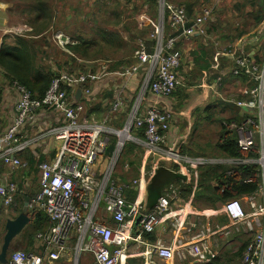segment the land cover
I'll list each match as a JSON object with an SVG mask.
<instances>
[{
	"label": "built area",
	"instance_id": "obj_1",
	"mask_svg": "<svg viewBox=\"0 0 264 264\" xmlns=\"http://www.w3.org/2000/svg\"><path fill=\"white\" fill-rule=\"evenodd\" d=\"M162 7V19L168 22L172 31L167 34L165 25L160 26L155 35L156 45L147 51L145 42L136 51V63L131 67L111 70L98 63L96 71H60L42 98L34 97L31 91L18 82L13 83L17 91L15 112L12 122L0 134V160L8 166L27 167V162L19 158L26 147L21 138V128L32 123L40 109L55 110L62 122L51 130L54 138L61 143L56 155L39 163V190L32 196L30 207L42 210L50 220L47 230L38 233L36 244L43 252L14 251L10 264H44L48 260H58L68 249L72 234L77 236V253L92 254L95 264H123L126 250L133 241L146 245L149 258L154 256L170 264L192 261L207 264L220 255L222 244H215V238L227 239L237 234L252 237L244 255V264H264V56L255 61L249 51L234 56L229 68L233 76L245 77L251 84L245 86L242 97L232 99L239 109L249 111L242 121H234L229 128L237 134V145L242 155L229 157L225 164L230 166L227 175H233L240 165L252 166L253 173L245 183H258V190L246 195L244 200L232 198L217 208L198 210L194 205L199 189L201 166L210 163L206 157L181 156L173 150L166 151V158L179 164L181 185H172L170 190L159 197L150 209H146L143 199L141 179L122 184L113 178V171L124 144L121 141L110 159L102 176H96L100 159L106 152L110 136L125 132L132 134L145 126V141L148 153H153L161 144L167 143L168 131L173 124L170 110L160 108L153 99L169 100L180 84L181 49L176 47L179 37L194 34L206 35V23L212 20L214 6L203 8L194 18H189L184 6H176L168 0H158ZM167 13V19L165 14ZM263 27L264 32V24ZM178 32L177 35L173 33ZM263 35L252 37L257 44L255 53L261 50ZM54 40L61 47L76 43L62 31L54 34ZM250 39L240 43L244 45ZM256 53V54H257ZM229 56L230 53H227ZM145 73L138 86V97L127 118L124 128L116 130L103 121L89 117L82 103H77V88L83 94H91V85L104 77H118L123 81L116 91L110 113H116L124 105L122 92L127 83ZM212 84L204 87L214 89ZM12 84V83H11ZM216 93L219 91L216 88ZM147 100L146 104L143 102ZM158 161L142 176L154 175ZM214 185H218L215 181ZM219 186V185H218ZM136 187L138 195L133 201L127 198L126 190ZM227 187V185L225 186ZM189 188V195L185 196ZM20 187L10 182H0V225L1 209L13 204V195L21 193ZM104 209L109 219H99V209ZM247 206V207H246ZM224 215L229 224L212 221L213 217ZM141 216L139 225H136ZM168 224L174 232L171 244L161 240L149 242L144 233H153L159 225ZM222 239V240H223ZM223 243V242H222Z\"/></svg>",
	"mask_w": 264,
	"mask_h": 264
},
{
	"label": "rangeland",
	"instance_id": "obj_2",
	"mask_svg": "<svg viewBox=\"0 0 264 264\" xmlns=\"http://www.w3.org/2000/svg\"><path fill=\"white\" fill-rule=\"evenodd\" d=\"M171 1L169 2L175 5H181V3L186 5L188 2H194L196 4V13H199L201 9L206 6H217V10L214 12V17L206 24L208 32L207 39L210 44L206 50V52H208L206 58L208 57L215 66H221L222 63L218 58L219 53L217 47L222 49V47L225 46H218L214 40L220 36L227 35L228 32L232 35L233 31L231 29L229 31L227 27L234 28L238 23L241 25L249 21L241 18L240 12L235 8H233L234 14L231 15L228 13L229 9L236 4V0ZM20 5L18 6L16 3L12 4L7 0H0V44L2 43L3 37H6V39H4L5 41L11 43L15 40V37L20 35L33 44L38 62L50 69H56V66L59 65L63 66V68H68L66 70L73 72L96 71L98 66H100L98 63L105 64L111 70L122 67H131L136 63L135 54L142 45V42L146 43V41L153 39L152 35H155L160 26L164 25L162 19V7L158 0L156 5L149 1L142 0H53L52 8L54 17L52 24L46 30L36 34V32H32L33 25L29 21V15L25 12V6ZM249 10L250 8H245V11ZM242 13L245 14L244 12ZM221 19L227 21H224L218 26ZM37 28L39 27H36V29ZM257 30L259 31V27ZM57 31H62L72 37L77 41L75 44H79L80 40H84L85 43H88L86 45V47H89L86 55L87 58H82L78 55L74 56V54L72 55L66 47L59 46L54 40V34ZM256 31L253 32L251 36H254ZM251 36H248V38ZM243 40H245V38L238 41L241 42ZM226 43L228 44L229 41L226 40ZM262 46L264 47V37L262 38ZM262 50H264V48H262ZM182 54L183 65L185 66L183 72L185 83L182 82L183 78H180L181 83L177 89H179L180 92L188 93L189 96L186 101H183L177 96V94H173L171 99L175 104L173 123L177 124L179 129L178 135L186 139L185 146H187L191 153L216 156L215 145L222 132L221 127L223 128L224 123L228 122L224 121V119H235L236 117V109L232 106L234 105L232 104V99L240 97L241 94H238L240 88H245L246 84L242 81L235 80L229 81V83L227 82L225 86L231 87L230 93L228 94L229 97H225L223 94L221 95V90L218 94L213 91L208 92L204 88V84H212V77L216 72L220 71V68L218 70L212 68V71H208L202 67H196L192 58L186 57V54L184 53ZM201 65H203L202 62ZM144 73L145 71L142 70L140 73V79H142ZM204 74H208V77H205ZM216 81L219 82L221 79L217 78ZM117 84L118 86L119 84L121 85V81H117ZM232 84H235L236 87H232ZM138 86L139 83L137 85L132 84L131 81L127 83V86L124 87V91L122 92L124 105L116 113H110V108L111 104L117 97V92L109 97V108L108 106H102L101 99L97 98L86 105V112L96 120L103 121L107 119V124H110L109 126L112 125L111 127H113V129L120 130V125L121 129H123L125 121L129 117L133 104L138 97ZM10 87L12 86L6 82L4 74L0 72V91H2V95L0 96V133L8 126L9 121H11L10 118L13 116L11 105L14 102V99H7L5 94L6 88ZM213 88L217 87L214 86ZM210 96H212V98ZM179 99L181 101V107L179 105ZM226 99L230 104L225 101ZM208 105H210L209 107L211 111L214 112V119L212 121L202 120L203 113L201 110L203 108H198L204 107L208 113L210 112ZM196 107L198 110H195ZM90 109H93L92 111L96 113L101 111V114H92L89 112ZM181 110L186 114L181 115V112H179ZM195 121H198L197 124ZM200 122L203 123L200 124L197 129L196 127L193 130L191 129L192 124H195L196 126ZM131 135L134 138L132 132ZM119 140L120 137H118V142ZM55 142L57 144L56 149L59 150L61 143L59 141ZM130 143L136 145L139 144L136 139H128L124 143V145L127 146H123V149L121 150L122 155H124L126 150L132 149V146L129 147ZM139 145L132 149V152L129 153L127 158L121 159L122 155L120 153L117 160V164H119H116L117 168L115 165L113 176L115 177L116 172L120 179L124 178L126 181H122L121 183L123 184L133 182L139 175V170H136L135 165L139 163L141 155L144 152H147V146L144 148ZM142 150L143 153L141 152ZM110 159L111 158L108 160L105 156L101 157L102 161L99 164L100 171L104 172L107 169ZM121 163H131L133 167L130 166L129 169L126 167V164ZM28 169L30 168L18 167V169L15 170L16 172H13L15 177L21 178ZM144 172H148V170H145ZM32 209L33 208L30 207L28 211L30 217H32ZM6 216L7 215H3L2 217L1 227L5 223L4 219ZM29 227L30 225L27 226V228ZM4 235L5 233L2 231L0 233V251ZM222 239L223 238H220V236L215 238L214 242L215 244H218V250L219 243L222 244V242H227V239ZM231 239H233V237ZM236 239L237 238L231 240L230 245H234ZM21 240L22 234H19L13 239L7 255L12 254L14 251H27L25 245L21 244ZM74 246L75 243H70L68 257H64L62 260L60 259L59 262L54 264H94V260L91 256L84 257L88 253H77L78 251L73 249ZM28 252L39 253L40 247L35 244L34 248L28 250ZM242 259L243 258L238 259L232 264H244ZM46 262L47 261H45L44 264ZM156 262L158 264V260Z\"/></svg>",
	"mask_w": 264,
	"mask_h": 264
},
{
	"label": "crops",
	"instance_id": "obj_3",
	"mask_svg": "<svg viewBox=\"0 0 264 264\" xmlns=\"http://www.w3.org/2000/svg\"><path fill=\"white\" fill-rule=\"evenodd\" d=\"M173 5H175V4H173ZM210 6L217 7L216 5H210ZM206 7H209V6H206ZM233 8H235V5H234V7H231L229 9V12L227 11L231 15L234 14ZM197 14L198 13H195L194 16L189 17V18L192 19ZM239 24L240 23H238L236 26H238ZM262 25L263 24H261L260 26L259 25L255 26V24L251 23L250 26H251V32L252 33L249 36H251L253 34L254 30L256 31L257 28L259 27V31L257 30V32L255 33L254 36L257 37V35H263V37H264V32H262L263 27H261ZM236 26H234V27H236ZM170 33H171V31H170ZM175 34H178V32H175ZM207 35H208V32L204 36L199 35V34H194L193 36H191L189 38L179 37L178 41H177V48L181 49L182 53L186 54V57H190L193 60V57L195 56L194 53L196 51H198V49L201 47V45L204 46L206 49L210 45L208 43ZM254 36L249 37L250 40L247 41L244 45H242L239 41L235 42L234 44L230 43V42L227 44L226 40L222 39V36H220L219 38H216V40H214L215 43H218L221 46H225V47H222V49L225 48L224 50H220L221 48L217 47V51L219 53L218 58H219L220 62L222 63L221 66H218V67L215 66V64L207 58V60L209 61L210 65H211V68H213L214 70H218L220 68L219 70L222 71V72H220V74L217 77V78L221 79V81H219L217 83L216 82L213 83V85L217 87L218 91L221 90V95L223 94L225 97H229L228 94L230 93L231 87L225 86V84L227 82L229 83V81H234V80L235 81H242L246 84V86L251 84V82L245 78L234 77L233 75H231L229 68L233 65L234 56L239 55L240 52L242 53L245 51H249V53H251V55L254 56L255 61H261L262 57L264 56V50H262V48H264V47L259 46L261 50L259 51V53H257V52H256L257 54L255 53V49H257V44L252 41V37H254ZM76 43H77V41H76ZM224 44H226V45H224ZM198 45H199V47H198ZM223 51H228V53H230V55L229 56L227 54L224 55ZM199 54H200V52H199ZM84 57L87 58V56H84ZM183 64L184 63H183V54H182V68H180L181 79L184 76L183 72L185 70V66ZM203 64H204V62H203ZM66 69H68V68H65L64 71H69ZM204 75H205V77H208V74H204ZM217 78L212 80V81H216ZM117 81H121V79L118 77L106 76L101 81H99L98 83L91 85L92 91H91V94L89 96L81 95L80 99L84 100L86 105H88L89 103L92 102V100L100 98L101 102H102V106H108V108H109V106H110L108 103V101H110L109 97L112 96L114 93H116V91L120 88V86H122V83H123V81H121V85L119 84V86H118ZM140 81H141V79L139 76L138 78H135L132 80V84L137 85L139 83V86H140ZM182 82L185 83L184 78H183ZM232 87H236V85L232 84ZM205 89L208 92H210L207 88H205ZM243 90H244V88L241 87L240 91L238 93L239 95L241 94L240 97H242ZM137 91H138V89H137ZM5 94H6L7 99L11 100L13 98L14 102H16L17 91H16V89L13 88V86L10 88H6ZM5 94H4V97H5ZM188 96H189V94L187 93V97ZM172 97L169 100H162L160 98H157V99H153L152 102L161 108L172 110L173 114H175V112H174L175 104H174L173 100H171ZM187 97L184 99V101L187 100ZM210 97L212 98V96H210ZM227 99H229V98H227ZM227 99L225 100L226 102H228ZM14 102L11 105L12 115H14V112H15ZM146 102H147V100H145L143 102V105H145ZM179 105L181 107L180 99H179ZM209 106L210 105H208V107ZM198 108H203L201 110L202 113L205 111L204 107H198ZM198 108L196 107L195 110H198ZM209 109H210V107H209ZM235 109H236V113H235L236 117L232 121H242V119L250 113L249 111H244V110L239 109L237 107H235ZM92 110L93 109L89 110V112L92 114L93 113L98 114V115L101 114V111L96 113V112H93ZM110 112H111V108H110ZM179 112H181L180 113L181 115L186 114L182 110ZM212 113H214V112L212 111ZM205 116H206V114L205 115L202 114V117H203L202 120H206ZM10 119H11V121H9V124L12 122L13 118L11 117ZM212 120H206V121H212ZM61 122H62V119H61L59 113H57L55 110H50V109L44 108V109L39 110L36 119L34 121H32V123H26L21 128V132H20L21 135L20 136L23 139V141L26 145V148L22 152L19 153V157H21L25 162H27V164H28L27 167L30 168V169L26 170V172L22 175L21 178L15 177V175H14V172H16L15 170H17L18 167L8 166L0 160V182L4 183V184H7L9 182H14L20 187V189L22 191L21 193H17V194L13 195V204L12 205L4 206L1 209V223H2L3 215H7L6 218L4 219L5 223L2 226L3 230L6 227L7 221L15 219L17 217V216L15 217V215L17 214V208L20 205L21 196L25 193H30L31 194L30 196H33L39 190V175H38V171L40 173L39 163L43 160L52 159L56 155V153L58 152V150L56 149L57 144L55 142L57 140L51 134V130L54 129L55 127H58V125H60ZM202 123L203 122H200L196 126H195V124H192L191 129L193 130L195 127L197 129L198 126ZM9 124H8V126H9ZM111 128H113V127H111ZM119 129H121V125L119 126ZM222 129L223 128L221 127V130ZM178 132H179V129H178L177 124L173 123L171 126V130L168 131L167 143L161 144L159 146V148H157L153 153L148 154L147 152H144L141 155L139 163L135 165L136 170L137 171L139 170V175H138L137 179L141 178L142 190L140 192V198L143 199V204H144V207L146 209H150L152 206H154V202L157 200V198L166 193L168 184L177 181V179L179 177L178 171H177L179 164L175 163L171 159L166 158L165 154H166L167 150H173L174 152L178 153L181 156H186V155H189L192 157L203 156V157L208 158L210 160V163L201 167V170L203 168H207V167H218L219 171L224 170V169H227V171H228L230 169V166L225 164V160L227 158H229L230 156L222 154L221 151L217 148V145H215V147H216L215 153L217 154L216 156L206 155V154H201V153L193 154L187 148V146H185L186 145V139H184V137H182V136H179ZM133 135L135 136V139L140 144V145L139 144H137V145L146 148L145 138H141V137L135 135V133H133ZM30 158L33 159L36 163H33L32 165H30V163H29ZM40 158H44V159L40 160ZM103 160H105V159H103ZM101 161L102 160L100 159V163H101ZM156 161H158V163L161 165L160 169L154 175H145L142 177L143 171L149 170V168H151L152 165H154V163H156ZM121 164H126V167L129 169H130V166L133 167V165L131 163H121ZM117 165H116V168H117ZM201 170H200V172H201ZM103 173H104L103 171H100V166H99L97 172L95 173L96 176L100 177L103 175ZM122 176H124V175H122ZM115 178L117 180H119L120 182L126 181L124 178L120 179L117 176L116 172H115ZM216 180L218 181V185H219L220 181L217 178H215L212 183L215 184ZM218 185H215V186L218 187ZM224 189H225V187L222 188L223 191H224ZM128 192H129V195L132 192L134 194H136V196L138 195L136 187L127 189L126 190L127 195H128ZM136 196L134 197V199L136 198ZM243 196L244 195H242L241 197H243ZM241 197H239V198H241ZM243 200L245 202L244 198H243ZM224 202H219V203H217L216 206H211L209 203H207L203 199H194V205L197 208H199L198 210L217 208L218 206H220ZM108 217L109 216H107V214L104 210V207L102 206L99 210L98 218L99 219H108ZM31 220H32V217H30V221L28 223V225H30V227L27 228V226H28L27 225L19 234H23L26 231L31 229V223H32ZM212 221L218 222L221 224H225V225L229 224V220L224 215L215 216V217H213ZM0 232H1V230H0ZM19 234H17L16 236H18ZM173 238H174V232L171 230V228L168 224L159 225L153 233H147L144 235V239L149 241V242H152V243L156 242L157 240H161L165 244H171L173 241ZM234 238H237L235 241L236 243H234V245H232V244L230 245V241L233 240ZM248 238H250L249 235L237 234V235H234L233 239H230L228 242H226V243L223 242L221 249H220V256H219L222 259V261H224V263H226V264H232L233 262H235L236 260L234 258V253H236V249H239V247L242 246V244L245 243L248 240ZM76 240H77L76 234L73 233L70 240H69V243H68V250H66L63 253L61 260L64 257H68V255H69V244L70 243H73V244L75 243V246L73 248L75 250ZM1 252H2V244H1V251H0V264H10V255H6L5 257H2ZM40 252H42L41 248H40ZM145 252H146V246L140 245L139 247H137V244H135L133 241H131L129 243L127 250H126V258L123 261V264H157V262H156L157 260H158V264H170V263H165V262L161 261L156 256H154L153 259H151V258H149V254L145 253ZM74 253H75V251H74ZM83 253H88V252H83ZM87 256H91L93 258L92 254H90V253H88L84 257H87ZM59 261H60V259L59 260H48L45 264H54V263L59 262ZM183 264H198V263H194L192 261H187V262H183Z\"/></svg>",
	"mask_w": 264,
	"mask_h": 264
},
{
	"label": "trees",
	"instance_id": "obj_4",
	"mask_svg": "<svg viewBox=\"0 0 264 264\" xmlns=\"http://www.w3.org/2000/svg\"><path fill=\"white\" fill-rule=\"evenodd\" d=\"M12 4L16 3L18 6H25V12L29 15V21L33 25L32 32H36L39 34L40 32L46 30L51 26L53 21V8L52 2L53 0H7ZM131 1V0H128ZM149 1L152 4L156 5L157 0H142ZM170 1V0H168ZM184 5L189 17L194 16L196 4L194 2H188ZM250 8L249 11H245V8ZM235 8L240 12L241 18L249 20L245 24H239L238 26L231 28L227 27L233 31L232 35L228 32L227 35L222 36V39L228 40L230 43H235L240 39H249L248 36L252 33L250 24L261 25L264 24V0H236ZM217 10V7H214V12ZM244 12L245 14H243ZM214 17V16H213ZM224 21L220 20L218 26H220ZM36 27H39L36 29ZM255 32V30H254ZM257 32V31H256ZM35 34V33H34ZM247 37V38H246ZM2 43L0 44V72H2L6 78V82H8L11 86H13L14 82H18L21 85L27 87L34 97L42 98L55 76L60 72L64 71L65 68L63 66H56L55 68H47L40 64L37 59L36 50L32 43L27 41L22 36L15 37V40L11 43L5 41L6 37L2 38ZM244 41V40H243ZM88 43H85L84 40H80L79 44L68 45V50L74 56L78 55L83 58L87 55L89 47H86ZM155 40L151 39L146 41V49L147 51H152L155 45ZM84 46V47H83ZM199 47V45H198ZM206 48L201 45V47L194 53L193 62L196 67H202L208 71H212L211 65L207 60L206 56L208 52H206ZM200 52V54H199ZM201 62L204 64L201 65ZM222 71L216 72V74L212 77V80L216 79L218 75ZM181 76V75H180ZM245 78V77H243ZM246 79V78H245ZM214 82V81H212ZM12 83V84H11ZM179 87V85H178ZM177 87V88H178ZM174 94H177L183 101L187 97L186 92H180L179 89L175 91ZM2 95V91H0V96ZM233 104V103H232ZM233 106V105H232ZM236 107V105H234ZM233 106V107H234ZM238 108V107H237ZM210 110V109H209ZM207 111L205 110L203 114L205 115ZM214 113L210 110L205 116L206 120H212ZM233 119H224V121L232 122ZM198 121H195L197 124ZM145 127L135 130V135L145 138ZM118 142V137L116 135H111L109 139V143L106 148L105 157L107 159L111 158L113 155L116 145ZM217 148L221 151L222 154L230 156V157H239L241 156L240 149L237 145V134L234 131H227L225 123L223 125L222 132L220 134V138L217 142ZM127 146V145H124ZM132 146V149L136 148L137 145L130 143L129 147ZM132 149H128L125 151L124 155L121 153V159L127 158L129 153L132 152ZM143 153V150L141 151ZM44 158H40L43 160ZM30 165L36 163L33 159L30 158ZM160 164H158V168L156 172L160 169ZM256 165L246 166L240 165L236 167V172L233 175H227V169L220 170L218 167H207L201 170V178L199 183V189L195 194V199H203L211 206H216L219 202H224L228 199L234 197H240L242 195L252 194L258 190V183H245L243 180L246 177L252 175L253 170ZM151 168H149L150 170ZM155 172V173H156ZM217 178L220 183L219 186H215L212 182ZM180 178L178 177L177 181L173 183H178ZM169 185V184H168ZM227 185V187H225ZM225 187L224 191L222 188ZM185 196L187 197L190 193L189 188L185 191ZM199 193V194H198ZM30 193H25L20 198V205L17 208L18 216L23 211L24 206V198L25 196H30ZM136 194L133 192H128L127 198L130 201L134 200ZM162 196V195H161ZM160 197V196H159ZM158 197V198H159ZM157 198V199H158ZM157 201V200H156ZM154 202V204L156 203ZM14 217V218H15ZM32 223L31 229L22 234L21 244L25 245V249L31 250L34 248L37 240L38 233L45 231L50 226V220L48 219L46 213L42 210L32 209ZM6 230H3L5 233ZM252 241L251 238L242 244L239 249H236V253H234L235 260L243 258L244 252L248 246V244ZM220 256V255H219ZM213 259L212 262L208 264H226L220 257Z\"/></svg>",
	"mask_w": 264,
	"mask_h": 264
},
{
	"label": "water",
	"instance_id": "obj_5",
	"mask_svg": "<svg viewBox=\"0 0 264 264\" xmlns=\"http://www.w3.org/2000/svg\"><path fill=\"white\" fill-rule=\"evenodd\" d=\"M76 94H77V98L79 99L82 94L81 89H77ZM31 201H32L31 197L25 196L23 211L15 219L7 221L5 227L6 232L3 237V243H2V252H1L2 257H5L9 252L10 244L13 238L28 225L30 221V216L28 215V211L31 205ZM141 218H142L141 216L138 217L136 221V225L140 224Z\"/></svg>",
	"mask_w": 264,
	"mask_h": 264
},
{
	"label": "bare ground",
	"instance_id": "obj_6",
	"mask_svg": "<svg viewBox=\"0 0 264 264\" xmlns=\"http://www.w3.org/2000/svg\"><path fill=\"white\" fill-rule=\"evenodd\" d=\"M176 6H182V5H176ZM185 7V6H184ZM187 11V10H186ZM160 13H161V11H160ZM165 14V19H167V13H164ZM188 14V13H187ZM213 16H214V12H213ZM164 25H165V27H166V29H167V34H169L170 33V31H172V29H171V27H170V25H169V23L168 22H164ZM174 35H177V34H175V33H173ZM153 38V40H155V38L154 37H152ZM182 38V37H181ZM186 38H189V37H186ZM155 43H156V41H155ZM218 44V43H217ZM156 45V44H155ZM155 45H154V47H155ZM218 46H221V45H219L218 44ZM154 47H153V50H154ZM176 47H177V43H176ZM225 49V48H224ZM224 49H221V50H224ZM152 50V51H153ZM152 51H149V52H152ZM181 51V50H180ZM223 53H224V55L225 54H227L228 53V51H223ZM181 55H182V51H181ZM180 68H182V58H181V65H180V67L178 68V70L180 69ZM143 70V68L141 69V71ZM141 71H140V73H141ZM179 76H180V73H179ZM234 77H239V76H234ZM180 78H181V76H180ZM248 80V79H247ZM180 83H181V81H180ZM52 84V83H51ZM180 85V84H179ZM178 87V86H177ZM91 88V87H90ZM77 89H81V92H82V94L81 95H83V96H86V95H84L83 94V90H82V88H77ZM177 89V88H176ZM176 89H175V91H176ZM91 91H92V89H91ZM174 91V92H175ZM209 91H213L214 93H216V88H214V89H209ZM174 94V93H173ZM89 96V95H88ZM173 96V95H172ZM171 96V97H172ZM222 97V96H221ZM80 98H81V96H80ZM78 99L77 98V94H75V100H76V102L77 103H82L83 104V107L84 108H86V103H85V101L84 100H81V99ZM162 100H164V99H162ZM134 105V104H133ZM111 106H112V104H111ZM161 108V107H160ZM162 109H164V108H162ZM165 110H169V109H165ZM171 112H172V115H173V120H174V114H173V111L172 110H170ZM87 115L89 116V117H91V115H89L88 113H87ZM232 122H234V121H232ZM232 122H230V123H232ZM239 122V121H238ZM229 122H227V123H225V126H226V128H227V131H233V130H231L230 128H229V124H230ZM143 127H145V126H143ZM5 131V130H4ZM3 131V132H4ZM1 134V133H0ZM112 135H115V134H112ZM117 137H119L118 135H116ZM128 139H130V136L127 134V133H125V132H123V133H121L120 134V141H121V144L123 145L124 143H125V141H127ZM118 146V145H117ZM26 148V147H25ZM24 148V149H25ZM117 148V147H116ZM116 150V149H115ZM241 152V151H240ZM106 153V152H105ZM105 153H104V155H105ZM147 153H148V148H147ZM149 154V153H148ZM242 154V153H241ZM103 155V156H104ZM195 157H201V156H195ZM22 161H24L21 157H19ZM25 162V161H24ZM201 167H203V166H201ZM201 167L199 168V170H201ZM255 167H257V165L255 166ZM179 168L180 167H178V170H179ZM177 170V171H178ZM105 172V171H104ZM201 173V172H200ZM146 175H149V174H146ZM145 176V175H144ZM178 176H179V173H178ZM143 177V176H142ZM250 177V176H249ZM113 178H115L114 176H113ZM179 178H180V181L178 182V183H170L169 185H168V187H167V191H166V193L170 190V187L172 186V185H175V186H179V185H181V177L179 176ZM248 177H246L245 179H247ZM116 179V178H115ZM141 179V178H140ZM140 179H135V180H140ZM117 180V179H116ZM119 183H121L119 180H117ZM244 181V180H243ZM10 183V182H9ZM129 183H132V182H129ZM123 184V183H122ZM126 184V183H125ZM137 193H138V191H137ZM165 193V194H166ZM164 195V194H163ZM162 195V196H163ZM247 195H249V194H247ZM246 195H244L243 197H241V198H239V197H237L238 199H241V200H243V198L245 197ZM161 197V196H160ZM32 198V197H31ZM234 198H236V197H234ZM232 199V198H231ZM229 200V199H228ZM227 201V200H226ZM225 201V202H226ZM104 207V204H102L101 205V207ZM247 207V206H246ZM100 210V209H99ZM105 210V209H104ZM201 211V210H200ZM108 219H109V217H108ZM110 220V219H109ZM145 234H147V233H144L143 234V237H144V235ZM244 234V233H243ZM244 235H246V234H244ZM77 237V236H76ZM251 239H252V237L251 236H249ZM70 240V239H69ZM77 241V240H76ZM69 243V242H68ZM68 245V244H67ZM144 246H146V245H144ZM67 248H68V246H67ZM68 250V249H67ZM75 250H76V247H75ZM25 251V250H24ZM26 252H28V251H26ZM42 252H43V250H42ZM41 253V252H40ZM83 253V252H82ZM36 254H39V253H36ZM10 256H11V254H10ZM62 258V257H61ZM60 258V259H61ZM59 260V259H58ZM213 261V259L210 261V262H212ZM209 262V263H210ZM95 263V262H94Z\"/></svg>",
	"mask_w": 264,
	"mask_h": 264
},
{
	"label": "flooded vegetation",
	"instance_id": "obj_7",
	"mask_svg": "<svg viewBox=\"0 0 264 264\" xmlns=\"http://www.w3.org/2000/svg\"><path fill=\"white\" fill-rule=\"evenodd\" d=\"M0 230H1V232L3 231V228L1 227V225H0ZM1 232H0V233H1Z\"/></svg>",
	"mask_w": 264,
	"mask_h": 264
}]
</instances>
